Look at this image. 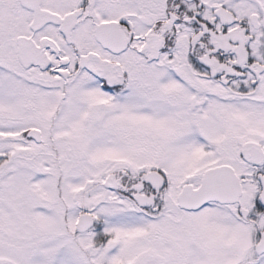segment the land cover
<instances>
[{"label": "snow or ice", "instance_id": "obj_1", "mask_svg": "<svg viewBox=\"0 0 264 264\" xmlns=\"http://www.w3.org/2000/svg\"><path fill=\"white\" fill-rule=\"evenodd\" d=\"M0 264H264V0H0Z\"/></svg>", "mask_w": 264, "mask_h": 264}]
</instances>
